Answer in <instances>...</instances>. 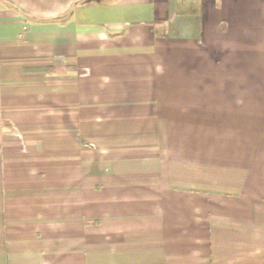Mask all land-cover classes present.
<instances>
[{
    "label": "crops",
    "instance_id": "0c3cea01",
    "mask_svg": "<svg viewBox=\"0 0 264 264\" xmlns=\"http://www.w3.org/2000/svg\"><path fill=\"white\" fill-rule=\"evenodd\" d=\"M0 264H264V0H0Z\"/></svg>",
    "mask_w": 264,
    "mask_h": 264
}]
</instances>
